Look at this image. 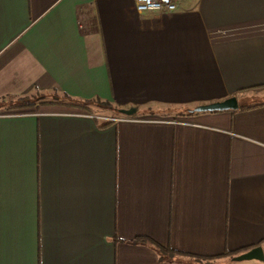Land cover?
<instances>
[{"label": "crops", "instance_id": "1", "mask_svg": "<svg viewBox=\"0 0 264 264\" xmlns=\"http://www.w3.org/2000/svg\"><path fill=\"white\" fill-rule=\"evenodd\" d=\"M176 1L0 0V264L264 253V0Z\"/></svg>", "mask_w": 264, "mask_h": 264}, {"label": "water", "instance_id": "2", "mask_svg": "<svg viewBox=\"0 0 264 264\" xmlns=\"http://www.w3.org/2000/svg\"><path fill=\"white\" fill-rule=\"evenodd\" d=\"M238 109V102L236 98H228L222 102H216L212 104L202 105L194 108L193 110H190L191 113H213V112H223V111H230V110H237ZM136 110L131 109H118L117 114L131 117L135 115ZM264 261V253L262 250V247L258 246L250 251L241 254L237 257L233 258V261L235 262H242V261Z\"/></svg>", "mask_w": 264, "mask_h": 264}, {"label": "built area", "instance_id": "3", "mask_svg": "<svg viewBox=\"0 0 264 264\" xmlns=\"http://www.w3.org/2000/svg\"><path fill=\"white\" fill-rule=\"evenodd\" d=\"M138 14H165L177 10L176 0H133Z\"/></svg>", "mask_w": 264, "mask_h": 264}, {"label": "rangeland", "instance_id": "4", "mask_svg": "<svg viewBox=\"0 0 264 264\" xmlns=\"http://www.w3.org/2000/svg\"><path fill=\"white\" fill-rule=\"evenodd\" d=\"M39 98V97H38ZM38 98H35V99H38ZM27 100L25 99L24 100V102H26ZM15 109V108H14ZM13 109V110H14ZM17 109V108H16ZM105 108H103V107H100V106H98V105H89V108H81V110H78V111H80V112H85V113H87V114H92V113H94V114H97V113H100V114H102L103 116H105V119H107L108 121L109 120H113L114 118H117V117H119V115L118 114H116V113H114L113 111H110V110H107V109H105ZM9 110V109H8ZM149 114H151L150 116H152V115H154L155 113L154 112H149ZM156 114L157 115H159L160 113H157L156 112ZM162 114H165V115H161L165 120H168V121H178V120H182L181 118L179 119V118H176V116H172V115H170V114H167L166 115V113H162ZM159 118H161V117H159ZM138 119H140V118H138ZM242 262H246V261H242ZM234 264H243V263H241V262H238V263H234Z\"/></svg>", "mask_w": 264, "mask_h": 264}, {"label": "trees", "instance_id": "5", "mask_svg": "<svg viewBox=\"0 0 264 264\" xmlns=\"http://www.w3.org/2000/svg\"><path fill=\"white\" fill-rule=\"evenodd\" d=\"M41 98H44L43 96ZM79 105H82V106H87V105H98L100 107H103L105 109H108V110H111L113 111L114 113L117 114V111L118 109L117 108H114L112 105L108 104V103H100V102H79L78 103ZM186 113H191L190 110L188 111H185ZM112 122H104V126H107L109 124H111ZM140 242L142 243H148L150 245L153 246V248L158 252L160 253L161 256H163L164 258H167V260H171L173 258V252L170 251V250H164L162 248H159L158 246L154 245L152 242H147L145 240H140Z\"/></svg>", "mask_w": 264, "mask_h": 264}]
</instances>
